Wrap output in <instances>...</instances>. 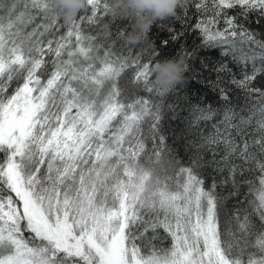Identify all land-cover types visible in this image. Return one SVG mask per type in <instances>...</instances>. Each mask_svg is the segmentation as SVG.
I'll use <instances>...</instances> for the list:
<instances>
[{
    "label": "snow or ice",
    "instance_id": "1",
    "mask_svg": "<svg viewBox=\"0 0 264 264\" xmlns=\"http://www.w3.org/2000/svg\"><path fill=\"white\" fill-rule=\"evenodd\" d=\"M192 7L200 44L186 54L219 50L208 83L223 104L194 106L185 163L149 98L165 93L152 80L160 49L149 32L135 55L117 54L126 28L110 31L108 0H87L68 24L46 0H0V264H264V0ZM188 8L186 0L183 19L172 17L183 28ZM167 31L173 41L185 34ZM128 69L126 96L119 80ZM229 85L256 100L249 115ZM167 108L176 119L178 105ZM218 114L205 135L199 123ZM253 166L258 187L245 176ZM207 168L220 179L208 184Z\"/></svg>",
    "mask_w": 264,
    "mask_h": 264
},
{
    "label": "trees",
    "instance_id": "2",
    "mask_svg": "<svg viewBox=\"0 0 264 264\" xmlns=\"http://www.w3.org/2000/svg\"><path fill=\"white\" fill-rule=\"evenodd\" d=\"M109 2V0H108ZM195 0H189V8L188 15L192 17L189 21L188 28H183L181 24V20L174 19L169 17L163 21H157L153 24L151 30L149 31V38L155 41L156 47L160 49V55L156 57V60L153 61H163L166 58H175L177 56L183 55L186 61L187 70L185 72V81L183 84L177 85L167 93H164L163 97L158 95H152L149 97L148 93L140 92L139 95L151 98L156 104H161L163 110L166 113L165 119L162 121V129L164 134L167 136V144L172 147L177 153L178 157L183 160L185 163H188L189 157L192 155V150L188 148V141L192 140L193 137L188 133L189 124L195 119L196 113L194 112V106L200 105L201 107H206L211 105L213 108L219 109L222 107L223 102L220 100L219 89H213L212 86L209 85V81H215L216 73L212 71V68L215 66L217 61L221 60L219 50H211L205 51L200 50L195 57H189L186 52H191L195 45L200 44L199 34L196 32H192L190 30L191 25L196 23L195 19V9L192 7V4ZM177 16L182 17L181 9H177ZM106 21L112 22L110 31L114 34L117 27L126 28V32L123 38L119 39L115 45L114 51L119 54L121 51L126 55L129 48H132L133 55L140 48L144 47V43L141 42L137 44H130L126 42L124 37L127 33L132 29L133 19L132 18H124L119 19L116 18L113 21L111 16L105 18ZM61 23H64L62 20ZM163 25L164 28L161 29L159 27ZM86 33L96 36L99 28L98 26L85 24ZM172 27L176 32L184 31L185 34L180 36L179 39L173 41L171 39L172 33L167 31V28ZM65 31L62 29L61 32ZM104 39L102 36L97 37V42ZM111 39H115L113 35ZM168 40V45L166 47H161V41ZM110 40H105V43H109ZM183 46V47H182ZM148 57L145 56L144 60H147ZM201 61L204 64H207L208 67L204 68L202 66ZM230 67L233 68L237 78L240 76L239 69L233 65L229 64ZM133 70L128 69L122 75L119 80V84L121 87L126 89L125 95H129V91L131 89L130 81L132 79ZM153 80V77H152ZM231 88L230 96L232 99V104L237 106V111H239L240 107L248 105L245 112L243 113L245 116L249 115V109L252 104L256 103V100L253 99L251 101H245L243 94L236 88L229 85ZM169 104H177V118L172 119V113L168 110L167 106ZM221 116L218 114L214 121L199 123V128L202 129L205 135H211L213 133L212 124L216 121L220 120ZM259 119V116H255L253 119L252 127H256V120ZM145 134H147V125L145 126ZM151 147V143L148 144ZM221 154H223L221 152ZM205 159H211L209 154H205ZM248 166H245L247 169ZM205 176L207 178L206 182L211 184V177L215 175L217 179H220V176L213 172L211 168H207L204 170ZM225 175L227 173L225 172ZM260 173L253 166L252 170L249 172L246 170L245 176L247 179L252 180L254 182V186L258 187ZM245 192L248 191L247 186L243 189ZM249 200L254 199V195H249ZM234 201L230 200L228 202L229 209H232ZM160 247H168V242L164 241L159 245Z\"/></svg>",
    "mask_w": 264,
    "mask_h": 264
},
{
    "label": "clouds",
    "instance_id": "3",
    "mask_svg": "<svg viewBox=\"0 0 264 264\" xmlns=\"http://www.w3.org/2000/svg\"><path fill=\"white\" fill-rule=\"evenodd\" d=\"M47 11L66 24L71 23L79 12L87 7V0H46ZM186 0H109V9L113 18H132V29L124 37L126 42L137 44L149 32L154 23L177 16V9L183 7ZM187 70L183 55L157 61L153 66V83L167 93L185 81Z\"/></svg>",
    "mask_w": 264,
    "mask_h": 264
}]
</instances>
